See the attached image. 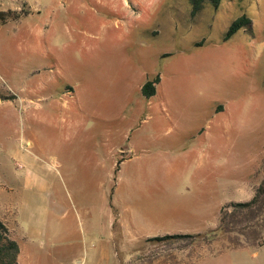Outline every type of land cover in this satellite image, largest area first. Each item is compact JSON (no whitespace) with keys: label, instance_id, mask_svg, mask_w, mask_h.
<instances>
[{"label":"rangeland","instance_id":"1","mask_svg":"<svg viewBox=\"0 0 264 264\" xmlns=\"http://www.w3.org/2000/svg\"><path fill=\"white\" fill-rule=\"evenodd\" d=\"M27 5L0 24V97L14 96L0 98V219L21 264L69 263L110 202L157 193L156 231L171 235L209 232L223 203L248 200L242 185L264 165V0H0V11ZM242 15L250 23L227 36ZM261 221L256 241H153L118 258L264 264ZM60 223L68 245L53 236Z\"/></svg>","mask_w":264,"mask_h":264},{"label":"crops","instance_id":"2","mask_svg":"<svg viewBox=\"0 0 264 264\" xmlns=\"http://www.w3.org/2000/svg\"><path fill=\"white\" fill-rule=\"evenodd\" d=\"M261 169L262 175L256 183L257 177H253L242 185L241 193H249L251 195L248 200L254 194V189L263 176L264 165ZM249 182H251L250 187ZM247 189L251 190L247 192ZM158 204L159 198L156 193V199L153 195L151 203L148 202L147 204H136L132 207L119 208V206L112 205L110 202V205L102 206L99 209L97 225L93 222L91 223L88 216L87 225L91 231L89 245L84 247L83 250L82 246H78V253L68 255L70 258L69 263L66 261L59 264H122L118 258L119 252L129 253L138 249H142V251L149 249V251H152L153 246L146 245L153 242L151 238L166 235L158 234L156 231L159 222ZM53 236L61 238V241L63 240V243L68 245V229L65 224H57ZM21 251L22 248L19 246L18 264H21ZM113 257H115V260L112 259Z\"/></svg>","mask_w":264,"mask_h":264},{"label":"trees","instance_id":"3","mask_svg":"<svg viewBox=\"0 0 264 264\" xmlns=\"http://www.w3.org/2000/svg\"><path fill=\"white\" fill-rule=\"evenodd\" d=\"M216 6L220 0H210ZM30 12L24 8L21 13L9 12L8 15L4 11H0V24L8 20H15L21 14ZM250 19L242 15L235 19L229 26L227 36L234 33L241 26L249 24ZM159 81V77L154 80L146 81L141 91L143 95L149 97L155 94V84ZM2 99H12L14 96H2ZM264 214V171L263 176L254 189V194L246 201H230L221 206L218 216L217 226L205 233H176L166 234L164 236H157L151 238L156 242H165L167 244H175L181 242L182 244H199L202 241L209 242L215 240L221 234H243L249 240L256 241L262 237L261 216ZM259 227V228H258ZM233 241V240H231ZM234 245H238L237 243ZM235 247V246H234ZM19 244L10 235V231L6 223L0 219V264H18Z\"/></svg>","mask_w":264,"mask_h":264}]
</instances>
